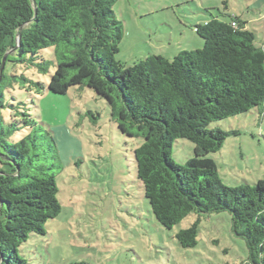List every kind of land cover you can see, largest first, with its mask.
Returning a JSON list of instances; mask_svg holds the SVG:
<instances>
[{"label": "trees", "instance_id": "obj_1", "mask_svg": "<svg viewBox=\"0 0 264 264\" xmlns=\"http://www.w3.org/2000/svg\"><path fill=\"white\" fill-rule=\"evenodd\" d=\"M116 2L0 0V264H26L18 249L29 235H44L46 222L61 211L55 140L22 103H13L7 92L15 87L55 95L73 87L94 91L119 132L142 139L133 151L136 176L157 222L171 229L197 216L176 234L179 245H196L202 215L227 212L245 241L248 264H264V179L226 187L208 157L236 134L211 123L264 111V49L237 18L214 17L194 26L203 48L126 65L116 60L124 33ZM17 65L41 74L53 65L54 73L45 86ZM177 139L194 146L182 165L171 158Z\"/></svg>", "mask_w": 264, "mask_h": 264}, {"label": "rangeland", "instance_id": "obj_2", "mask_svg": "<svg viewBox=\"0 0 264 264\" xmlns=\"http://www.w3.org/2000/svg\"><path fill=\"white\" fill-rule=\"evenodd\" d=\"M113 11L124 31L116 60L126 65L151 55L172 60L203 48L194 26L214 17L237 18L264 49V0H117ZM16 68L45 86L54 73L53 65L47 74ZM7 95L53 137L54 163L60 166L54 171L60 214L46 222L44 235L31 234L20 246L18 255L26 264H248L245 241L234 233L227 212L200 217L192 248H182L176 234L190 227L196 215L171 229L157 222L136 176L133 151L142 139L121 134L107 102L94 91L73 87L55 95L15 87ZM210 128L236 132L208 155L224 186L264 179V111L253 109ZM193 148L190 141L177 139L172 160L184 164Z\"/></svg>", "mask_w": 264, "mask_h": 264}, {"label": "built area", "instance_id": "obj_3", "mask_svg": "<svg viewBox=\"0 0 264 264\" xmlns=\"http://www.w3.org/2000/svg\"><path fill=\"white\" fill-rule=\"evenodd\" d=\"M233 27H237V23L235 21L232 22Z\"/></svg>", "mask_w": 264, "mask_h": 264}, {"label": "water", "instance_id": "obj_4", "mask_svg": "<svg viewBox=\"0 0 264 264\" xmlns=\"http://www.w3.org/2000/svg\"><path fill=\"white\" fill-rule=\"evenodd\" d=\"M18 40H19V36H18ZM4 64V63H3ZM3 66V65H2Z\"/></svg>", "mask_w": 264, "mask_h": 264}]
</instances>
